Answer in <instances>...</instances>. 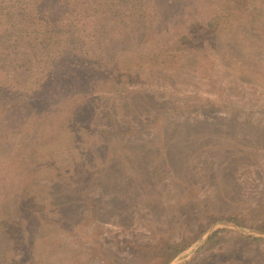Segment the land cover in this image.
I'll list each match as a JSON object with an SVG mask.
<instances>
[{"label": "trees", "instance_id": "obj_1", "mask_svg": "<svg viewBox=\"0 0 264 264\" xmlns=\"http://www.w3.org/2000/svg\"><path fill=\"white\" fill-rule=\"evenodd\" d=\"M263 10L264 0H0V264H7L10 244L5 240L33 231L47 235L51 225L41 215L50 207L67 218H89L99 225L128 226L131 210L139 206L158 213L163 177L158 179L147 163L143 145L116 143L99 149L92 137L72 131L65 115L69 113L68 120L79 108L87 111L83 100L96 88L90 82L107 81L121 68L145 60L155 63L173 51L192 61L187 58L192 55L188 42L195 33L213 36L220 45L215 50L225 57L235 55L230 48L221 52L223 41L234 45L222 39L224 27L234 28L245 16ZM245 12L249 14L239 22L232 21ZM244 55L258 60L254 51ZM243 67H250L248 61L238 67L241 72ZM61 113L63 120L57 118ZM63 145L76 159L72 166H63L74 181L59 175V169L44 180L36 167L38 156L45 150L43 164L59 167ZM167 170L177 178L171 164ZM81 178L98 192L80 190ZM184 179L180 176L178 182L186 185ZM229 221L242 225L234 217ZM222 232L213 231L201 248L215 243ZM192 242L124 239L117 251L102 248L99 253L104 255L102 264H167ZM52 248L46 252L51 260L60 259ZM123 248L129 257L118 254ZM237 255L230 258L242 262ZM208 264L231 263L219 258Z\"/></svg>", "mask_w": 264, "mask_h": 264}, {"label": "rangeland", "instance_id": "obj_2", "mask_svg": "<svg viewBox=\"0 0 264 264\" xmlns=\"http://www.w3.org/2000/svg\"><path fill=\"white\" fill-rule=\"evenodd\" d=\"M247 12L232 21L239 22ZM259 13L221 32L222 39L234 41V45L223 41L221 52L230 48L235 55L225 57L215 50L220 45L213 36L195 33L188 42L192 55L187 58L192 61L185 62L184 53L173 51L155 63L131 64L111 73L107 81L90 82L96 88L82 101L84 109L89 105L87 111L79 108L68 120L69 113L64 120V113L57 115L70 122L72 131L92 137L99 149L116 143L143 145L140 150L147 163L158 179L163 177L158 213L139 206L131 210L128 226L99 225L89 218H67L50 207L41 215L42 222L51 225L47 235L33 231L22 238L13 236L12 242L5 240L10 244L6 263L73 264L79 259L102 264L99 249L117 251L124 239L139 243L192 239L167 264H208L219 258L231 264H264V241L249 240L264 238V10ZM244 51L256 52L258 60ZM247 61L250 67L241 72L238 67ZM60 147L59 167L43 164L45 150L36 167L44 180L59 169V175L74 181L63 166H72L76 159L64 145ZM168 164L176 179L166 171ZM180 176L186 185L178 182ZM78 185L87 194L98 192L83 178ZM233 217L242 225L229 221ZM217 229L223 230L217 241L201 248ZM51 245L60 259L51 260L46 253ZM118 254L129 257L128 248ZM232 254H239L242 262L231 259ZM66 255L72 256L67 260Z\"/></svg>", "mask_w": 264, "mask_h": 264}]
</instances>
